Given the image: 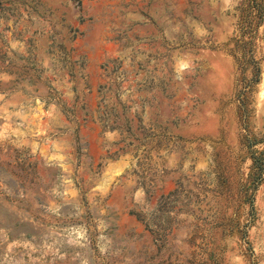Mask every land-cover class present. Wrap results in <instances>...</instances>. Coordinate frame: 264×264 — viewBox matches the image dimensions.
<instances>
[{
    "label": "rangeland",
    "instance_id": "374dc122",
    "mask_svg": "<svg viewBox=\"0 0 264 264\" xmlns=\"http://www.w3.org/2000/svg\"><path fill=\"white\" fill-rule=\"evenodd\" d=\"M124 3L0 0V264H264V0Z\"/></svg>",
    "mask_w": 264,
    "mask_h": 264
},
{
    "label": "crops",
    "instance_id": "0c3cea01",
    "mask_svg": "<svg viewBox=\"0 0 264 264\" xmlns=\"http://www.w3.org/2000/svg\"><path fill=\"white\" fill-rule=\"evenodd\" d=\"M84 2L85 0H83L82 12L84 16H87L90 13L89 15H91L90 20H92V24L89 25H86L85 23L81 24L82 38H84L90 32V30L87 29V27L90 26L100 28V30H102L101 28H106V27L108 28L131 27L133 28L131 32L130 31L124 32L128 36H126V38H124L123 40L128 39L129 34H131V38L129 41H123V43L120 44V47L117 50L118 53H127L131 50L134 51L136 47L140 46L141 42H144L145 45L148 43L150 50L152 51L156 50L154 48H151L152 44H154L156 41L155 30H154L156 28V24H155L156 18L154 16L151 18L150 15L148 16L142 15V9L139 6L136 7L126 3L119 5V8L122 10V13L119 16L120 22L115 23V22H110L111 18L114 17L115 14H117L118 12L117 10L114 9V6L105 5L103 10L89 11L87 5H85ZM113 20L115 21L116 18H114ZM146 28L149 30L148 34L143 33V29ZM151 29L152 31H154L153 33H150ZM100 35H102V33ZM100 39L102 38L100 37ZM102 42H108V44L110 45V48L107 49V51L104 52L102 49L100 50L102 55L111 54V52H114L117 48V43L114 38H109V39L103 38ZM83 45H88V44H83ZM83 49L87 50L88 47H84Z\"/></svg>",
    "mask_w": 264,
    "mask_h": 264
},
{
    "label": "trees",
    "instance_id": "16d2710c",
    "mask_svg": "<svg viewBox=\"0 0 264 264\" xmlns=\"http://www.w3.org/2000/svg\"><path fill=\"white\" fill-rule=\"evenodd\" d=\"M263 157H261V152L252 157V164L250 167V173L248 174L247 185L254 183V181L258 178V174L260 173L262 168V166H260V162H264Z\"/></svg>",
    "mask_w": 264,
    "mask_h": 264
}]
</instances>
